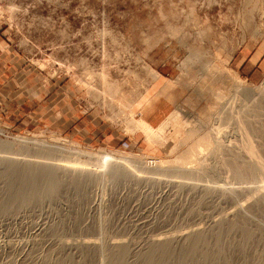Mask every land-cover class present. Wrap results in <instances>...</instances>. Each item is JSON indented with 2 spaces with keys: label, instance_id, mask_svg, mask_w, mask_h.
<instances>
[{
  "label": "rangeland",
  "instance_id": "1",
  "mask_svg": "<svg viewBox=\"0 0 264 264\" xmlns=\"http://www.w3.org/2000/svg\"><path fill=\"white\" fill-rule=\"evenodd\" d=\"M0 92V264H264V0H0Z\"/></svg>",
  "mask_w": 264,
  "mask_h": 264
},
{
  "label": "crops",
  "instance_id": "2",
  "mask_svg": "<svg viewBox=\"0 0 264 264\" xmlns=\"http://www.w3.org/2000/svg\"><path fill=\"white\" fill-rule=\"evenodd\" d=\"M251 61H252V59H251ZM0 105L1 106H8V104H9V102H8V100L7 101H5V98H4V96H2V93L0 92ZM7 97H9L8 95H7ZM7 97H6V99H7ZM144 102H141V103H143V104H145V111L147 110L148 111V117H147V119L146 120H150L151 118H153L157 113L159 114L160 113V115L161 116H163V117H166L167 116V114H165V113H162L161 111H162V105L161 106H159V107H154L153 106V103L152 102H145V99L143 100ZM30 102H36V101H34V98L31 96V95H28V96H26L25 97V99L23 100V102H18V104L19 105H22L23 103H25V104H29ZM41 102H43V101H41ZM44 102H46V103H48V102H50L49 100H44ZM56 102H59V101H56ZM165 106V105H164ZM5 107V108H6ZM144 119V118H143ZM142 121V123H147L146 121H144V120H141ZM148 124V123H147Z\"/></svg>",
  "mask_w": 264,
  "mask_h": 264
},
{
  "label": "bare ground",
  "instance_id": "3",
  "mask_svg": "<svg viewBox=\"0 0 264 264\" xmlns=\"http://www.w3.org/2000/svg\"><path fill=\"white\" fill-rule=\"evenodd\" d=\"M246 23V22H245ZM239 115V114H238ZM243 125H245V124H243ZM141 129L142 130H144L145 132H149L150 131V126H148L147 124H143L142 123V125H141ZM245 129V128H244ZM19 139V138H18ZM20 140V139H19ZM18 140V141H19ZM1 142V141H0ZM24 144V143H23ZM26 144V143H25ZM245 145H246V143H245ZM81 155V154H80ZM111 157V156H110ZM236 157V156H235ZM102 158H105V157H102ZM106 159V158H105ZM105 159H104V161H105ZM109 159V158H108ZM115 159V158H114ZM121 159V158H120ZM123 160V159H122ZM238 160V159H237ZM123 161H126V160H123ZM249 161V160H248ZM253 161V160H252ZM236 162V161H235ZM258 161H256V163H257ZM122 163V162H121ZM232 163V162H231ZM251 163V162H250ZM238 164V163H237ZM254 164H255V162H254ZM260 164V163H259ZM258 165V164H257ZM17 166V165H16ZM34 166V165H33ZM259 166V165H258ZM238 167V166H237ZM32 169V168H31ZM227 169V168H226ZM242 169H243V167H242ZM252 169V170H251ZM256 169V167L254 168V167H252V168H250L249 170H251V174H254L253 173V170H255ZM258 169V168H257ZM261 171H264V166L263 167H260L259 168ZM258 169V170H259ZM246 170V177L248 176V174H250V172H248L249 170H247V169H245ZM30 171V170H29ZM44 171V170H43ZM239 171V170H238ZM239 173V172H238ZM245 173V171H243V172H240L239 174H240V176L241 175H245L244 174ZM248 173V174H247ZM258 173V172H257ZM259 173H261V172H259ZM20 176V175H19ZM263 176V175H262ZM12 177H13V175H12ZM252 177V176H251ZM255 177H256V175H255ZM29 178V177H28ZM27 179V178H26ZM26 184H28V183H26ZM29 184H31V183H29ZM24 185H25V183H24ZM33 185V184H32ZM22 187V186H21ZM24 187V186H23ZM26 187V186H25ZM29 189V188H28ZM17 191V190H16ZM24 191V190H23ZM18 196V195H17ZM254 211H256V210H254ZM263 214H264V212H263ZM239 229V228H238ZM253 232V231H252ZM246 234H248V232L246 233ZM248 236V235H247ZM164 249H165V247H164ZM195 249H196V247H195ZM157 250H159V249H157ZM157 250H155L154 252H152V254H151V257H149V258H151V263L152 264H160V262H161V255L164 253L163 252V249L161 248L160 250L161 251H157ZM165 251V250H164ZM169 251V250H168ZM208 251V250H207ZM195 252V251H194ZM224 252V251H223ZM205 253V252H204ZM188 254V253H187ZM195 254V253H194ZM163 256V255H162ZM207 257V256H206ZM210 257H211V255H210ZM209 257V258H210ZM213 258V257H212ZM220 258V257H219ZM214 260V259H213ZM218 263H220V262H218Z\"/></svg>",
  "mask_w": 264,
  "mask_h": 264
}]
</instances>
